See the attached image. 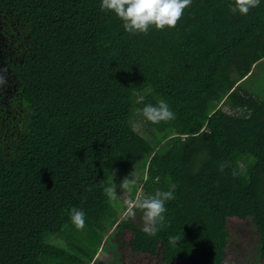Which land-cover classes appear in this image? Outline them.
I'll use <instances>...</instances> for the list:
<instances>
[{"label": "trees", "instance_id": "obj_1", "mask_svg": "<svg viewBox=\"0 0 264 264\" xmlns=\"http://www.w3.org/2000/svg\"><path fill=\"white\" fill-rule=\"evenodd\" d=\"M235 2L192 0L174 29L133 35L100 0H0L28 40L5 58L20 137L0 153V264H93L99 249L116 264H237L246 222L264 264V99L243 89L264 61V4ZM161 99L175 119L147 121L138 109ZM133 171L140 199L176 186L156 236L104 194Z\"/></svg>", "mask_w": 264, "mask_h": 264}, {"label": "clouds", "instance_id": "obj_2", "mask_svg": "<svg viewBox=\"0 0 264 264\" xmlns=\"http://www.w3.org/2000/svg\"><path fill=\"white\" fill-rule=\"evenodd\" d=\"M192 0H100V9L103 12H111L122 21L125 32L147 34L150 28L156 30L174 29L182 18L184 11L191 5ZM264 4V0H236L230 6L233 14L247 15L252 8ZM142 99V98H141ZM142 116L152 123L175 119V113L163 99L156 105L146 104L138 109ZM175 185L169 186L167 191L157 190L154 194L135 202L137 209L142 210V231L149 236H156L160 226L164 223L167 212L166 203L175 199ZM123 194L138 190L135 178L125 177L119 184ZM117 185L105 186L104 194L112 200L117 198ZM135 215V212L132 213ZM71 222L77 229L85 227V212L73 207L70 212ZM178 236L169 237V243L176 246Z\"/></svg>", "mask_w": 264, "mask_h": 264}, {"label": "rangeland", "instance_id": "obj_3", "mask_svg": "<svg viewBox=\"0 0 264 264\" xmlns=\"http://www.w3.org/2000/svg\"><path fill=\"white\" fill-rule=\"evenodd\" d=\"M13 19L0 22V153L2 150H8L12 145H14L15 140L19 138L16 117V87L17 84L14 82L9 69L5 65V58L8 56H15L19 49H24L26 45L27 36L25 32L15 25ZM253 76L243 84V89L250 92L256 97L264 99V61H262L259 66L253 72ZM224 111L234 114L238 110L234 111L228 106L223 107ZM134 127L140 133L146 132L145 122L138 117L134 122ZM125 177L121 175L120 178L116 179L117 184V200L123 201V205L126 209V213L129 211H135L136 199L143 195L144 190L142 188L138 189L136 199L132 200L127 192L123 194L122 190L119 188L120 182ZM131 178H136L138 175L137 171H133ZM122 215V216H125ZM136 214V213H135ZM141 217V214H138ZM232 251L239 258L237 264H246L248 260L251 264H254L253 258H257V248L259 246V240L254 234V228L251 223L246 222L244 224H235L232 231ZM55 243L59 245H66L68 242L65 238L54 240ZM95 260L97 261L93 264H116L118 256L115 252H106L99 249L98 253L95 255ZM249 264V263H248Z\"/></svg>", "mask_w": 264, "mask_h": 264}]
</instances>
